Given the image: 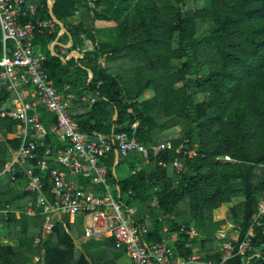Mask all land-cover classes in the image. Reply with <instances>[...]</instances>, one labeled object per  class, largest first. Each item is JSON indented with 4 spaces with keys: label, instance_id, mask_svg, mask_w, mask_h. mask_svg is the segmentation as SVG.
<instances>
[{
    "label": "trees",
    "instance_id": "1",
    "mask_svg": "<svg viewBox=\"0 0 264 264\" xmlns=\"http://www.w3.org/2000/svg\"><path fill=\"white\" fill-rule=\"evenodd\" d=\"M27 3L37 8L32 22L51 20L48 0ZM95 4L55 0L53 6L73 51L86 48L81 35L97 42L82 59L64 62L51 54L58 25L53 33L36 31L34 43L47 57L44 68L56 90L74 96L73 121L88 140L127 133L150 149L170 144L152 152L149 161L139 154L121 156L117 174V153L104 161L109 183L119 188L117 196L126 206L149 209L153 220L146 241L160 242L165 226L170 233L194 228L200 236L192 242L203 246L204 260L264 264L260 229L254 231L251 251L237 255V250L225 263L217 240L225 228L227 241L241 244L264 195V0H194L193 10L186 9V0ZM148 92L152 97L142 101ZM200 95L206 99L200 101ZM13 98L1 88L0 102ZM39 111L46 129L56 124L43 107ZM17 124L0 115V224L10 235L9 243L0 246V264H91L76 248L69 217L56 221L52 235L44 238L46 216L40 210L37 217L27 214L36 196L23 191L24 172L16 170V182L4 173L21 145ZM47 143L54 150L61 146L51 136ZM175 161L183 166L179 173ZM123 164L131 170L126 177L119 174ZM186 241L181 236L172 248L191 255ZM256 251L262 256L251 258Z\"/></svg>",
    "mask_w": 264,
    "mask_h": 264
},
{
    "label": "built area",
    "instance_id": "2",
    "mask_svg": "<svg viewBox=\"0 0 264 264\" xmlns=\"http://www.w3.org/2000/svg\"><path fill=\"white\" fill-rule=\"evenodd\" d=\"M88 1L92 8L96 7L97 0ZM36 14L37 8L27 0H0V81L5 82L8 92L14 96L10 101L0 102V115L18 122L21 145L13 152L12 162L7 165L5 173L12 174V181L16 182V170L24 172L27 182L23 191L36 196V203L28 205L27 214L37 217L40 210L47 218L43 237L52 235L58 217L83 215L90 219L87 238L113 237L116 248L126 250L131 264H219L211 260L203 261L199 247L192 242L200 236L193 228L182 227L171 235L174 242L180 241L181 236L188 237L184 248L190 250L191 255L185 260L175 255V250L167 241H146L149 234L147 225L135 222L132 209L118 199L116 187L109 183L104 161L113 152L126 159L139 154L149 161L152 152L169 149L170 144L150 149L136 136L127 133L97 135L91 140L83 136L73 121V98L58 93L44 68L47 57L36 50L34 43L36 31L48 28L49 33H53L57 24L52 19L34 23L30 19ZM81 37L86 41V48L82 51L78 49L76 54L83 55L97 47L93 39L85 35ZM80 101L86 102V99L81 98ZM40 107L56 119V124L49 129L41 120ZM48 136L61 145L57 150L47 143ZM160 167L167 169V164L161 163ZM173 167L178 173L183 169L179 161H175ZM35 170H39L41 175H37ZM68 176L90 182L100 190H85L78 182L68 181ZM2 213L0 206V217ZM165 219V216L161 218ZM257 229L264 234V195L252 217L249 233L241 244L227 241L229 229L217 232L222 263L232 258L237 250V255L251 251L252 238ZM164 232H168V228H164ZM256 256L260 257L262 253L256 251L251 258Z\"/></svg>",
    "mask_w": 264,
    "mask_h": 264
},
{
    "label": "crops",
    "instance_id": "3",
    "mask_svg": "<svg viewBox=\"0 0 264 264\" xmlns=\"http://www.w3.org/2000/svg\"><path fill=\"white\" fill-rule=\"evenodd\" d=\"M64 28L66 29V31H64L60 27H59L58 31L56 30L58 32L57 38L54 40L56 43V46H54V48L52 47L53 42H54L53 41L51 43V45L49 46V51L53 55L58 56V54H59L60 56H62L61 59L64 62H67V61L71 60L72 58H74L76 60L82 59L83 55L79 54L80 55L79 56L76 54L77 50L76 51L72 50L73 40H72L67 28L65 27V25H64ZM99 40L103 41V40H105V38L100 37ZM36 50L43 53V51L41 50L40 47H37ZM101 63H103V60L101 61ZM89 78H90V73H89ZM0 84H1V81H0ZM3 86H4V84L2 85V87ZM6 90H7V88H6ZM148 93H152V92H148ZM147 94L143 98H141L142 101H145L148 99L149 96H147ZM61 95L67 96V97L70 96L73 98V100L75 99L73 95H64V94H61ZM31 100H32L31 98L28 99L29 102H31ZM1 139H2V137L0 136V140ZM120 159H121V157H119V160H118V154H116L115 166L118 167ZM115 166H114V168H115ZM116 173H117V170H116ZM126 176H128V174L124 175L123 177H126ZM67 179H68V181H74L76 183L78 182L77 184L80 187H82L83 189L88 190L90 192H94V191L99 192V190H100V189H98V187L97 188L94 187L93 184L90 182L82 181L81 179L73 178L71 176H68ZM85 184H90V185L88 187H86ZM118 191H119V188L116 187V196H117ZM117 197H118V199L123 201V198L121 195H118ZM129 208L132 209V211H133L132 219L137 223H139L140 220L145 219V221H144L145 223L143 222V224H146L148 227V230H149L150 225L152 224V220H153L152 217H150V215L148 214L149 209L147 207H139V208L129 207ZM162 217L163 216H161L160 219ZM63 219H64V217H58L57 221H62ZM69 223L71 224L70 231H71V234L73 236L74 243L76 245L78 252L81 255H85L91 264H131V259H130L129 255L127 254L126 250L125 249H117L115 246V241H114L113 237H110L109 235H103L101 237L93 238V239L87 238L86 230L90 224V219L87 218L86 216L77 215L75 217L69 218ZM164 228H168V227L165 226ZM164 228H163L164 238L161 241H167L170 244V246L173 247V244L177 243V242L172 241V239H171V235L173 233H170L169 229H168V232H164ZM197 232H199V231H197ZM199 234H200V232H199ZM195 245L197 247H199L200 254L202 255L203 261H206V260H204L205 259L204 258L205 252L203 250V246L200 243H197ZM177 251L178 250L176 249L175 255L177 257L181 258L182 260H185L189 256V255L182 256V255L178 254ZM190 254H191V252H190ZM37 262H38V260H37ZM37 262H35V263H37Z\"/></svg>",
    "mask_w": 264,
    "mask_h": 264
},
{
    "label": "rangeland",
    "instance_id": "4",
    "mask_svg": "<svg viewBox=\"0 0 264 264\" xmlns=\"http://www.w3.org/2000/svg\"><path fill=\"white\" fill-rule=\"evenodd\" d=\"M185 6H186V9H189V10L195 9L194 8L195 7L194 0H186ZM205 6H207V5L206 4H201L200 8L205 7ZM208 6H209V4H208ZM174 65H176V63H174ZM147 96H149L148 98H150L152 96V93H148ZM205 99H206L205 96H203V95L199 96V100L200 101H203ZM175 131H179V129H177ZM130 173H131L130 168L128 166L124 165V164L119 168V174L121 175V177H123L126 174L129 175ZM223 229H225V228H223ZM9 236H10L9 233L4 229V226L2 227L1 224H0V246L9 243V240H10ZM35 262H37V260H35Z\"/></svg>",
    "mask_w": 264,
    "mask_h": 264
},
{
    "label": "water",
    "instance_id": "5",
    "mask_svg": "<svg viewBox=\"0 0 264 264\" xmlns=\"http://www.w3.org/2000/svg\"><path fill=\"white\" fill-rule=\"evenodd\" d=\"M54 3H55V0H49L48 1V8H49V13H50V16H51V19L61 28V29H63L64 31H66V29L64 28V25L62 24V22L61 21H59L58 19H57V17L54 15V12H53V6H54ZM54 46H56V43H55V41L53 42V45H52V47L54 48ZM77 55H79V54H77ZM80 56V55H79ZM89 73H90V79H92L93 77H92V74H91V72L89 71ZM5 82L4 81H1V84H4ZM4 87V89L6 90V86L4 85L3 86ZM117 117H118V114L116 113L115 114V116H114V121H116L117 120ZM119 155H118V160H119ZM116 170H117V166H115V168H114V173L115 174H117L116 173Z\"/></svg>",
    "mask_w": 264,
    "mask_h": 264
}]
</instances>
